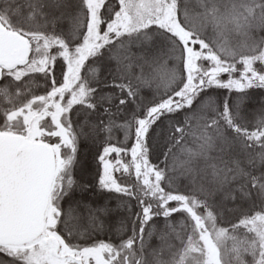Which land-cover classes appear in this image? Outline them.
Returning <instances> with one entry per match:
<instances>
[{"label": "snow or ice", "instance_id": "snow-or-ice-1", "mask_svg": "<svg viewBox=\"0 0 264 264\" xmlns=\"http://www.w3.org/2000/svg\"><path fill=\"white\" fill-rule=\"evenodd\" d=\"M0 264H264V0H0Z\"/></svg>", "mask_w": 264, "mask_h": 264}]
</instances>
